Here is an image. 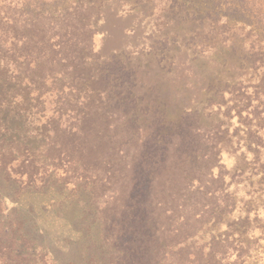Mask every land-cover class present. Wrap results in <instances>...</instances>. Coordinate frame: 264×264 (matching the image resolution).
I'll return each mask as SVG.
<instances>
[{
	"label": "rangeland",
	"instance_id": "rangeland-1",
	"mask_svg": "<svg viewBox=\"0 0 264 264\" xmlns=\"http://www.w3.org/2000/svg\"><path fill=\"white\" fill-rule=\"evenodd\" d=\"M150 1L158 4L156 11L168 10L162 29L173 33L168 38H149L146 32L135 36L130 30L141 16L107 12L103 28L108 33L94 38V49L100 53L93 60L95 74L101 78L95 86L99 91L108 89L101 93L103 105L108 100L111 107L119 101L127 105L120 113L131 114L143 137L150 135L149 142L155 128L158 143L173 136L178 150L185 147L186 153L188 148H220V162L213 170L223 182L210 187L217 189L222 210L215 209L211 217L212 209H208L205 238L198 235L188 241L191 253L184 262L178 257L163 260L150 251L155 248L149 238L153 209L144 169L132 191L131 181L123 174L93 194L90 177L80 184V179L67 174L65 162L54 166L40 156L39 173L32 179L36 188L35 181L28 184L26 173L22 177L20 172L13 173L17 181L3 180L0 174V264H264V50L250 51L247 46L232 52L221 46L210 55L217 59L214 63L206 57L208 51L202 55L200 50L176 59L180 48L175 41L191 33L193 23L186 25L169 16L175 12L173 6H179L177 16L184 12L203 17L213 10L219 14L218 10L212 0ZM221 15L230 22L242 20ZM253 57L258 61L253 63ZM23 123L12 118L15 131L9 134L40 146L43 139L35 137L38 128L32 117ZM182 167L176 178L181 194L188 198L187 209L194 213V195L184 189L192 175L182 172ZM182 195H174L179 203ZM176 205L172 201L169 207ZM180 213L176 209L170 219L174 226L180 222ZM213 236L215 254L198 255L203 245L206 253L211 251Z\"/></svg>",
	"mask_w": 264,
	"mask_h": 264
},
{
	"label": "trees",
	"instance_id": "trees-1",
	"mask_svg": "<svg viewBox=\"0 0 264 264\" xmlns=\"http://www.w3.org/2000/svg\"><path fill=\"white\" fill-rule=\"evenodd\" d=\"M212 1L219 14L213 10L203 17H190L184 12L177 16L179 6H173L175 12L169 16L186 25L193 23L192 32L175 41L180 48L176 59L190 50H200L202 55L208 51L206 57L214 63L217 59L210 55L221 46L232 52L239 47L246 50L247 46L250 51L264 50L261 40L264 0ZM157 5L150 0H0V174L3 180L17 181L13 173L20 172V177L26 173L31 185L35 181L33 175L39 173L37 158L44 156L54 166L65 162L67 174L80 179V184L90 177L93 180L90 190L94 194L106 182H114L123 174L131 181L132 191L144 169L153 209L149 238H153L155 248L150 251L163 260L178 257L184 262L191 253L188 241L198 235L205 238L203 223L208 209H212L211 217L215 209L222 210L216 198L217 189L210 187L223 182L213 170L220 162L221 149L188 148L186 153V148L180 147L183 151L180 148L179 151L173 136L158 143L155 128L149 142L150 135L143 137L133 116L120 113L119 109L127 105L119 101L117 107H111L110 100L103 105L101 93H107L108 89L99 91V86H95L101 78L95 74L97 67L93 60L100 53L94 49V38L108 33V28H103L106 13L137 19L141 16L130 30L135 36L146 32L149 38L158 35L168 38L173 32L162 29L168 10L156 11ZM224 13L242 20H224L221 15ZM261 59L264 64V58ZM251 61L254 63L258 58ZM30 117L38 128L35 137L43 139L37 147L21 135L9 134L15 131L10 124L12 118L26 124ZM182 165V172L192 175L184 189L194 195L197 210L194 213L187 209L188 198L184 199L176 178ZM21 168L24 169L19 171ZM33 186L37 187L36 181ZM175 193L182 195L180 203ZM172 201L177 204L174 208L169 207ZM198 205L202 207L199 209ZM178 208L180 222L174 226L170 219ZM214 240L216 236L212 237L211 251L206 253L203 245L198 255L215 254ZM221 242L220 239L215 246Z\"/></svg>",
	"mask_w": 264,
	"mask_h": 264
}]
</instances>
